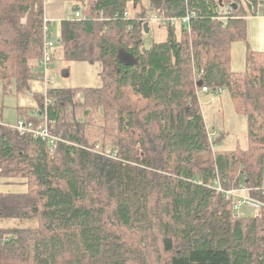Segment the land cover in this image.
<instances>
[{
    "label": "trees",
    "instance_id": "obj_1",
    "mask_svg": "<svg viewBox=\"0 0 264 264\" xmlns=\"http://www.w3.org/2000/svg\"><path fill=\"white\" fill-rule=\"evenodd\" d=\"M128 1L80 0L79 15L60 20L65 58L97 61L102 83L81 98L49 88L48 105L34 94L60 137L53 150L0 124V177L28 187L0 191V264H264V207L238 215L234 200L211 187L218 178L264 200V53L247 47L244 68L231 66L232 45L245 41V17L259 0H149L152 13L177 21L148 47V13L131 15ZM44 14V0H0L3 92L12 82L29 91L40 78ZM202 86L227 88L246 118V148L215 147ZM76 107L80 117L94 109L101 121L115 120L124 135L105 146V130L93 138ZM18 110L40 122L35 109Z\"/></svg>",
    "mask_w": 264,
    "mask_h": 264
},
{
    "label": "rangeland",
    "instance_id": "obj_2",
    "mask_svg": "<svg viewBox=\"0 0 264 264\" xmlns=\"http://www.w3.org/2000/svg\"><path fill=\"white\" fill-rule=\"evenodd\" d=\"M79 1L80 0H74L73 5L70 4V1L65 4V16L70 14L74 15L75 11L73 7ZM148 2L149 0H137L134 3L133 0H129L127 2V10L133 16L136 12L140 11H145L150 14L151 12L149 10ZM46 3H48V0H46ZM151 14V19L148 20V32L143 34V44L147 47L153 42L162 41L166 38V28L162 25L159 17L155 13ZM48 29L50 34L49 39L53 43L52 52L54 53L46 71L49 81L45 86L42 79L30 80L29 91L22 92H17L16 83L12 82L6 93L3 92V83L0 80V121L2 124L14 126L18 118L24 119L23 116L19 115L17 112V106L21 104V98H23V96H26L32 101V93H44V91L49 88H71L76 89L78 98H81L83 91L86 88L101 86V67L97 61L90 62L87 60L65 58L62 52V46L60 42L57 41L60 36V20L53 19L52 21H49ZM178 29L179 27L177 26L176 30ZM37 69L42 72L41 67H38ZM63 69H68L69 75L67 77L61 75ZM198 100L209 135H211L212 138L219 137L215 147L230 150L246 148V118L244 115L235 112L227 88L223 87L219 90H210L207 94L200 91ZM86 101L87 99L82 103H85ZM77 107L76 112L74 113L75 116L79 117H77V119L82 122V124H88L86 125V129L89 130L90 135L93 136V138L94 136H99V132L96 128H99L103 133V130H105L106 134H103L102 138L105 146H110L111 143L115 142L119 134H123L118 132L115 128V120L109 118L106 120L103 118L101 121L99 116L93 112L94 109H90L89 117H80L82 109H78ZM101 115L103 116L104 114L102 113ZM100 121L103 127L101 126ZM112 132L114 134H112ZM27 189V185L21 178L0 177V191L6 193H22L27 191ZM233 200L236 205V210H234L238 215L254 216L259 211L257 207L248 204V193L245 191L239 190V192L233 197ZM153 256L155 255L153 254Z\"/></svg>",
    "mask_w": 264,
    "mask_h": 264
},
{
    "label": "built area",
    "instance_id": "obj_3",
    "mask_svg": "<svg viewBox=\"0 0 264 264\" xmlns=\"http://www.w3.org/2000/svg\"><path fill=\"white\" fill-rule=\"evenodd\" d=\"M45 4H46V0H44V6H45ZM230 9H231L230 6H225L221 11H219L218 17L224 19L225 14H227ZM151 13L147 15L148 20L151 19V15H152ZM78 15H79V13L76 12L75 16H78ZM192 15H193L192 12L187 13L184 17L181 18L182 22L187 23L188 20L190 19V16H192ZM159 20L161 21V23L164 27L168 23L169 24H175V22L177 21L175 18H170L167 20V19H162L160 17H159ZM49 21L50 20H48L46 15L44 14L43 30H42V35H43V45L42 46H43V48H42L41 57L39 59V63H40V67L42 68V72L40 73L41 76L39 79L43 80L45 86H46L47 82L49 81V78L46 75V71L48 69V64L51 62L52 56H53V52H52L53 43L49 39V35H50L49 29H48ZM46 91L47 90H45L43 93L45 95L44 104L48 105L52 102V99L47 95ZM200 91L203 93L204 92L207 93L209 91V88L207 86L200 87V89L197 91L198 98H199ZM38 109L39 108L37 106L35 108V112H34L33 116L34 117L35 116L40 117L39 123H35L34 120H32V119H30V120L18 119L16 124L14 126H10V127L16 129L20 134H28L30 136H33L34 138H40V139L45 140L47 142V144L49 145V149L51 151V150H53L55 143L60 140V137L56 136L50 132L49 127H48L46 114L45 113L42 114V111L41 110L39 111ZM0 124H1V121H0ZM211 187H213L214 189H216L218 191L223 192L225 194L226 199H233V197L239 192V190L248 192L251 189L249 187H246L245 185H239L238 187L225 188L222 186V184L218 178H215L213 180ZM248 204H250L254 207H257L258 209H261L262 207H264V200L260 199V198L249 196V194H248ZM233 207L236 210L235 202H234Z\"/></svg>",
    "mask_w": 264,
    "mask_h": 264
},
{
    "label": "crops",
    "instance_id": "obj_4",
    "mask_svg": "<svg viewBox=\"0 0 264 264\" xmlns=\"http://www.w3.org/2000/svg\"><path fill=\"white\" fill-rule=\"evenodd\" d=\"M69 1L71 2L70 4L73 5L74 0H48V3L45 4L46 17L50 21H52L53 19L62 20L63 18H67L68 16H70H65V4ZM255 9L256 12L250 13L245 17V41L235 42L232 45L231 66L233 70H241L244 68L247 47L255 51L264 53V0H259L257 5H255ZM204 93L207 94L206 92ZM34 94H43V92ZM34 94L32 93V101H30L26 96H23V98H21V104L17 106V112L19 113V115L21 114L18 108L34 110L38 106Z\"/></svg>",
    "mask_w": 264,
    "mask_h": 264
},
{
    "label": "water",
    "instance_id": "obj_5",
    "mask_svg": "<svg viewBox=\"0 0 264 264\" xmlns=\"http://www.w3.org/2000/svg\"><path fill=\"white\" fill-rule=\"evenodd\" d=\"M73 9L75 10V8H73ZM76 9H77V8H76ZM57 41H60V39H57ZM61 75L64 76V77H67V76L69 75V71H68V69H63V70L61 71ZM197 85L200 86V85H201V82H198Z\"/></svg>",
    "mask_w": 264,
    "mask_h": 264
}]
</instances>
